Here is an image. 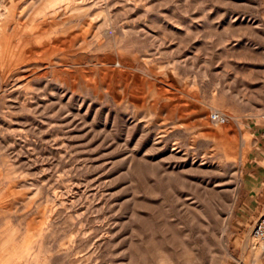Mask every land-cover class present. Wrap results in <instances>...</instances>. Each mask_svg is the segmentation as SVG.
Wrapping results in <instances>:
<instances>
[{
  "label": "rangeland",
  "instance_id": "rangeland-1",
  "mask_svg": "<svg viewBox=\"0 0 264 264\" xmlns=\"http://www.w3.org/2000/svg\"><path fill=\"white\" fill-rule=\"evenodd\" d=\"M262 121L264 0H0V264H264Z\"/></svg>",
  "mask_w": 264,
  "mask_h": 264
},
{
  "label": "crops",
  "instance_id": "crops-1",
  "mask_svg": "<svg viewBox=\"0 0 264 264\" xmlns=\"http://www.w3.org/2000/svg\"><path fill=\"white\" fill-rule=\"evenodd\" d=\"M254 134L255 143L245 165V172L253 179L247 191L264 201V121L254 129Z\"/></svg>",
  "mask_w": 264,
  "mask_h": 264
},
{
  "label": "built area",
  "instance_id": "built-area-1",
  "mask_svg": "<svg viewBox=\"0 0 264 264\" xmlns=\"http://www.w3.org/2000/svg\"><path fill=\"white\" fill-rule=\"evenodd\" d=\"M209 118L212 122L218 124L224 123L226 120L225 116L219 111H211ZM251 232L256 239L264 241V209L255 220Z\"/></svg>",
  "mask_w": 264,
  "mask_h": 264
},
{
  "label": "bare ground",
  "instance_id": "bare-ground-1",
  "mask_svg": "<svg viewBox=\"0 0 264 264\" xmlns=\"http://www.w3.org/2000/svg\"><path fill=\"white\" fill-rule=\"evenodd\" d=\"M224 115V114H223ZM225 116V118H226V120L225 121H227L228 119H227V115H224ZM240 141V140H239ZM242 145V144H241ZM241 158V157H240ZM240 165V164H239ZM237 192H238V190L236 189V191L234 192L235 193V197H237ZM232 205V204H231ZM232 207H233V205L231 206V209H230V211H229V213H228V216L230 215V213H231V211H232ZM226 217V219H225V221H224V231H225V229H227L226 227H227V219L229 218V217ZM262 242H264V241H262ZM222 243H223V245H224V247L225 248H227L226 247V242H225V239L223 238L222 239ZM247 243H249V242H247ZM250 244V243H249ZM263 247H264V245H263ZM227 250V249H226Z\"/></svg>",
  "mask_w": 264,
  "mask_h": 264
}]
</instances>
